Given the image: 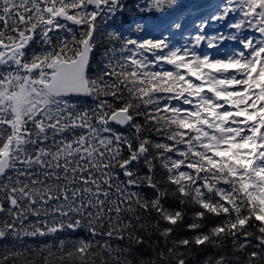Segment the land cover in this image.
Wrapping results in <instances>:
<instances>
[{
  "label": "snow or ice",
  "instance_id": "snow-or-ice-1",
  "mask_svg": "<svg viewBox=\"0 0 264 264\" xmlns=\"http://www.w3.org/2000/svg\"><path fill=\"white\" fill-rule=\"evenodd\" d=\"M0 242V264H264V0H0Z\"/></svg>",
  "mask_w": 264,
  "mask_h": 264
},
{
  "label": "trees",
  "instance_id": "trees-1",
  "mask_svg": "<svg viewBox=\"0 0 264 264\" xmlns=\"http://www.w3.org/2000/svg\"><path fill=\"white\" fill-rule=\"evenodd\" d=\"M99 57V54L97 53V57L94 58L93 60V67H95V64H96V59H98ZM144 171H146V169H141V172L143 173ZM162 178V174H161V171L158 170L157 171V179H161ZM144 191H148L147 189H145ZM173 206H176L178 207V205H173ZM191 212L189 211L188 212V216L186 217V220H185V224L187 222L190 221L191 219ZM218 222V221H217ZM209 226H211V222L209 224ZM177 235H191V233L187 232L186 228L184 227H181L177 230ZM80 238H87V233L86 232H83V231H80V232H77L75 234H72L71 236H69L67 233H60L56 236H47V237H37V238H26V245L32 247V248H36L38 246H41V245H44V244H48V245H53V244H56L58 243V241L60 239H65V240H77V239H80ZM5 242H0V250H2L3 248V244ZM152 253L150 250H145L144 251V256L145 258H147L148 256H151ZM37 259H39V257H37ZM57 264H59V261H57ZM65 264H69V262L67 260H65Z\"/></svg>",
  "mask_w": 264,
  "mask_h": 264
},
{
  "label": "rangeland",
  "instance_id": "rangeland-1",
  "mask_svg": "<svg viewBox=\"0 0 264 264\" xmlns=\"http://www.w3.org/2000/svg\"><path fill=\"white\" fill-rule=\"evenodd\" d=\"M206 2V0H182L183 4H187V3H204ZM219 27H223V25H220ZM206 31H208V33L211 34H215V26L211 27L210 29H207ZM194 34V33H193ZM177 41H180V37L177 36L176 37ZM182 42V41H181ZM233 43L232 42H225V44L221 47V49H219L218 54H222L225 48H231L233 47ZM206 47V46H205ZM209 51H213L214 53L217 52V50H209Z\"/></svg>",
  "mask_w": 264,
  "mask_h": 264
}]
</instances>
